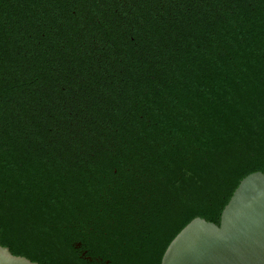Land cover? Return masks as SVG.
Returning <instances> with one entry per match:
<instances>
[{"label": "trees", "instance_id": "1", "mask_svg": "<svg viewBox=\"0 0 264 264\" xmlns=\"http://www.w3.org/2000/svg\"><path fill=\"white\" fill-rule=\"evenodd\" d=\"M264 172V0H0V243L160 264Z\"/></svg>", "mask_w": 264, "mask_h": 264}, {"label": "water", "instance_id": "2", "mask_svg": "<svg viewBox=\"0 0 264 264\" xmlns=\"http://www.w3.org/2000/svg\"><path fill=\"white\" fill-rule=\"evenodd\" d=\"M0 264H42L0 243ZM160 264H264V172L235 188L220 222L196 216L169 242Z\"/></svg>", "mask_w": 264, "mask_h": 264}]
</instances>
